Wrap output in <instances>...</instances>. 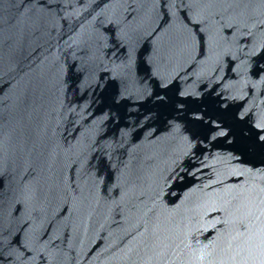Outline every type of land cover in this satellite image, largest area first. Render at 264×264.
Returning <instances> with one entry per match:
<instances>
[{"label": "water", "instance_id": "obj_1", "mask_svg": "<svg viewBox=\"0 0 264 264\" xmlns=\"http://www.w3.org/2000/svg\"><path fill=\"white\" fill-rule=\"evenodd\" d=\"M0 264H264V0H0Z\"/></svg>", "mask_w": 264, "mask_h": 264}]
</instances>
